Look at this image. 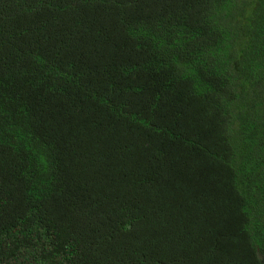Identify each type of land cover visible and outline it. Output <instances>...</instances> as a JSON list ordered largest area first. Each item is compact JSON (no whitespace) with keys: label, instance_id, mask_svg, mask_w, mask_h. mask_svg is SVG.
<instances>
[{"label":"trees","instance_id":"16d2710c","mask_svg":"<svg viewBox=\"0 0 264 264\" xmlns=\"http://www.w3.org/2000/svg\"><path fill=\"white\" fill-rule=\"evenodd\" d=\"M0 264H264V0H0Z\"/></svg>","mask_w":264,"mask_h":264}]
</instances>
